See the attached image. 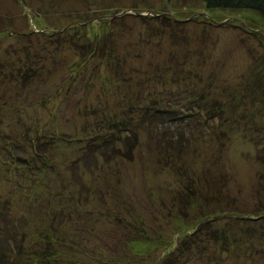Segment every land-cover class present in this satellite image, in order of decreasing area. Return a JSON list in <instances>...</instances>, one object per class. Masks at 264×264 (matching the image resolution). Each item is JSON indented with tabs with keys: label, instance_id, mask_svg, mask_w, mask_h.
I'll use <instances>...</instances> for the list:
<instances>
[{
	"label": "rangeland",
	"instance_id": "rangeland-1",
	"mask_svg": "<svg viewBox=\"0 0 264 264\" xmlns=\"http://www.w3.org/2000/svg\"><path fill=\"white\" fill-rule=\"evenodd\" d=\"M72 26L78 44L116 56L93 62L100 76L85 71L91 84L67 97L80 86L57 92V81L75 76L83 57L55 35ZM38 52L53 85L33 82L24 95L0 87V264H160L199 213L234 231L264 215V16L202 0H0V62ZM132 105L135 132L98 120L129 118ZM36 121L49 134L42 159L16 160L23 178L5 147L21 122ZM252 239L249 256L241 242L220 246V264H264L263 241ZM213 245L201 250L211 257Z\"/></svg>",
	"mask_w": 264,
	"mask_h": 264
},
{
	"label": "trees",
	"instance_id": "trees-1",
	"mask_svg": "<svg viewBox=\"0 0 264 264\" xmlns=\"http://www.w3.org/2000/svg\"><path fill=\"white\" fill-rule=\"evenodd\" d=\"M202 1L205 3L208 9L250 10V11L257 12L260 15L264 16V0H202ZM75 28L79 30V27L72 26L68 30L64 29L62 34L58 33L57 35H55L56 37L59 36L58 38H56V43L59 42V38L61 39L62 35H64V38L67 39V44L69 45V48L72 49L73 52H78V54L80 53L79 55L83 57L80 62L74 65V68L77 70L75 71V76H72L71 79H69L67 78V75H66L67 73H61L60 75L61 79L60 81H57L59 82L57 83L58 84L57 92H60L61 90H63L66 83L69 84L72 90H74L76 86H80V89H75V91H73V94L72 92L67 93V97H71L72 95H75L78 91L80 92V90L82 89L80 84H85V85L91 84L92 79L90 78L88 80L85 79V76H84L85 73H89L85 71L91 70L92 73L89 74V76H92V78L94 77L96 80H97V77L100 76V73L102 72L100 69H98V66L95 65L93 66V68H91L90 65H92L93 62H97V60H99L100 66L103 64L104 66L105 65L107 66L109 64L111 65V63L113 62L116 56L115 51L114 52L112 51L113 54L110 53V56L105 55L104 54L105 52L103 51V50H106L105 46L97 47L94 43L93 44L88 43L86 45L78 44L74 39L75 38L74 36H78V34H73V31H75L74 30ZM90 41L93 42L95 40L91 39ZM41 55H42L41 52H38L37 54L34 53L32 55L28 54L27 61L25 63L18 62L17 63L18 67L16 65V62L11 63V61H8L7 65H3L5 62L3 64L2 62H0V65H1L0 66V70H1L0 87L4 88L3 91L6 92L7 89L10 87V88H13L14 91L15 89H18V92H21V90L22 91L24 90L22 94L24 95L25 93L26 94L28 93L27 89H29L30 87L32 88L35 87L33 82L40 81V85H49V84L53 85L54 81H56L53 78L57 77V74H55L56 76H54L53 72H49L51 73L50 74L51 76L48 75L47 71L45 70L47 69L46 65L48 64V62L46 64L45 59L42 58ZM53 60H56V59H53ZM9 63L11 64L9 65ZM27 63H30V64L26 66ZM60 66H64L63 62L60 64ZM3 68H6V72L3 71ZM79 69H82L81 70L82 73L79 72L80 71ZM13 84H15V87H11ZM104 84H106L105 80H104ZM1 99H4L3 93H2ZM3 102L5 105L8 104V100L7 101L4 100ZM133 107L134 105H132L129 112H127V115L129 116V118L128 117L123 118L121 116L120 119H118L117 117L112 116L111 118L104 117V120L102 121L101 119H98V120L100 122L104 121V123L109 125V128L112 129L114 133L118 131H123V128L129 129L128 131L135 132V129L137 127L135 128L131 127L133 126V120L135 118V114H134L135 111L133 110ZM152 109L154 111V108ZM212 109H214L213 110L214 115H217L216 114L217 112L218 113L222 112V109L220 107L219 108L215 107V105L212 107ZM122 110L125 111L124 108ZM122 110H120L119 112L120 114ZM94 114H96V112H94ZM104 114L106 115L105 111H104ZM141 122L143 123L141 125L147 128V130L151 129L154 131V129L152 128L153 122H150L149 120L148 121L141 120ZM40 123H41L40 121H36L34 122V124L32 123L30 126H25V124L21 122L23 126V131L21 132L22 134L17 135L14 138L10 139L11 142L9 144V147L8 146L5 147L6 151H8V153L6 152L7 156L12 158L13 160L12 164H14L17 167V168L14 167L13 171L14 172L18 171L19 175H22V171H20V165H16V160L17 161H31L33 159L35 160L38 156L41 159L43 158L41 149L44 146L39 143V140H41L42 137L48 135L49 133H47V130H45V126L41 125ZM103 130H106V128H103ZM5 137H6L5 133L0 131V139H1L0 141L1 142L4 140ZM19 138L23 141H26V143L24 142L19 143L20 142ZM5 142L7 143V141ZM19 145H25V147L19 148ZM45 146H47V144H45ZM5 160H7V157ZM6 163L7 165H9V167H12L10 159ZM47 165L48 163L45 159L43 162V166L46 167ZM8 169L9 171H11V168H8ZM22 177L25 178L23 175ZM48 193L49 192L46 188V193L40 194L37 192L34 195L38 197L40 196L42 197L44 195H47ZM53 194L51 195V197H53ZM28 197H30V195H28ZM208 200L209 198L205 197L206 204L201 205V210L203 213L207 212L206 208L208 207ZM10 201L11 200L8 199V203H10ZM54 208L55 207L52 208L51 206L50 210H54ZM4 211L5 210H0V215L1 213L3 214ZM51 214L52 213H50V215ZM198 215L199 216L197 217L196 220L202 222L201 224H198L199 227L195 225L192 227L190 226L188 228L189 231L187 230V231H182L181 233H179L177 236V242L169 246V249H173V251L170 255L166 256L168 258V261L160 263V264H206V263L207 264H213V263L220 264L218 260V251L220 250V246L223 250V253H228L230 251V248L235 249L236 247L235 245L238 244L239 242H241L242 244L241 252L246 253L248 254L247 256H249L250 254H253L254 249H255V252L258 249L257 248L258 246L255 247L254 241L252 239L253 236H254V239L260 238L259 243L261 245H259V247L262 246L261 241H263V245H264V215L263 214H261L262 216H259L258 218H254L253 216L254 220H256L254 221V225L246 226L245 231H241L244 228V226H241V229L240 230L237 229L236 231L230 230L229 226L224 229L219 227L218 225L215 227L214 225H212L213 221H215L214 218L207 217V215H203V214L202 215L204 218H201L200 213ZM246 221L253 222V220H246ZM49 224H51V222H49ZM52 225L53 223L51 224V227ZM254 226H258L257 230H254ZM259 226H261L262 229L259 228ZM255 231H258V232H255ZM241 234L244 235V237L242 236L243 237L242 239H241V236H239ZM13 239H14V236H12L11 240ZM50 240L52 243L54 242L53 238H50ZM211 242H214L213 246H215L214 252L216 254L215 255L211 254V257H210L208 256L209 253H207L206 250H201V249L206 248V247L210 248ZM221 243H224V244L221 245ZM182 244L186 246L184 249L181 248ZM200 245H201V248L199 249ZM203 245L205 246L203 247ZM1 249H3V247ZM147 249L149 248H146V250L136 249L134 250V253H135L134 255H136V253L138 252L141 253V255L139 256H142L144 254L147 255V253H150ZM186 249H188L189 251L187 252ZM192 249L195 250L196 254L198 250V253H199L198 256H196L195 253L193 254ZM177 250H178V254H176ZM260 252H264V250H260ZM0 253H1L0 261L2 262V254H4V256H7L6 255L7 252H5L4 250H0ZM174 255H176V258L173 260ZM199 259H206L207 262H200Z\"/></svg>",
	"mask_w": 264,
	"mask_h": 264
}]
</instances>
